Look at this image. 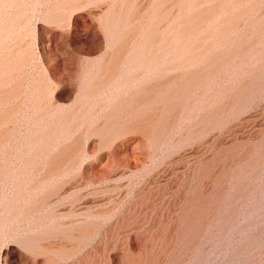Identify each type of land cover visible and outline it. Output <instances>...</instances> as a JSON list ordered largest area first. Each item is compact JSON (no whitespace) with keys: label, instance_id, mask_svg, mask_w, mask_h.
I'll return each mask as SVG.
<instances>
[{"label":"rangeland","instance_id":"374dc122","mask_svg":"<svg viewBox=\"0 0 264 264\" xmlns=\"http://www.w3.org/2000/svg\"><path fill=\"white\" fill-rule=\"evenodd\" d=\"M0 264H264V0H0Z\"/></svg>","mask_w":264,"mask_h":264}]
</instances>
